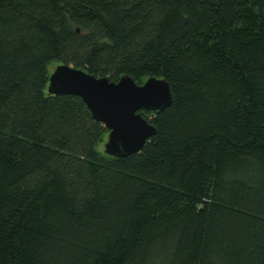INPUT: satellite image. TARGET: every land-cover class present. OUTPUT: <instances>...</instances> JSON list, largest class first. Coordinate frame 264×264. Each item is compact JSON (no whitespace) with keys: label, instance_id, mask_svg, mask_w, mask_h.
Returning <instances> with one entry per match:
<instances>
[{"label":"trees","instance_id":"obj_1","mask_svg":"<svg viewBox=\"0 0 264 264\" xmlns=\"http://www.w3.org/2000/svg\"><path fill=\"white\" fill-rule=\"evenodd\" d=\"M61 62L166 81L139 153ZM0 264H264V0H0Z\"/></svg>","mask_w":264,"mask_h":264},{"label":"water","instance_id":"obj_2","mask_svg":"<svg viewBox=\"0 0 264 264\" xmlns=\"http://www.w3.org/2000/svg\"><path fill=\"white\" fill-rule=\"evenodd\" d=\"M48 78L49 94L76 95L84 101L93 119L108 131L103 152L117 158L139 153L155 133L154 127L140 115L141 109L163 111L172 99L169 85L155 76L140 85L129 75L113 82L107 76H94L61 62Z\"/></svg>","mask_w":264,"mask_h":264},{"label":"rangeland","instance_id":"obj_3","mask_svg":"<svg viewBox=\"0 0 264 264\" xmlns=\"http://www.w3.org/2000/svg\"><path fill=\"white\" fill-rule=\"evenodd\" d=\"M53 66H54V64H51V65L49 66V67H50V68H49L50 72H51V70L54 68Z\"/></svg>","mask_w":264,"mask_h":264}]
</instances>
